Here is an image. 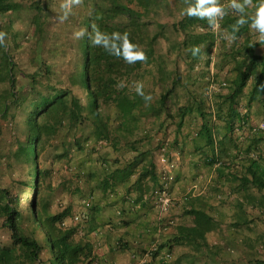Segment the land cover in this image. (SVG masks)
<instances>
[{"label": "trees", "instance_id": "obj_1", "mask_svg": "<svg viewBox=\"0 0 264 264\" xmlns=\"http://www.w3.org/2000/svg\"><path fill=\"white\" fill-rule=\"evenodd\" d=\"M162 2L163 0H97L91 4L90 11L85 9L83 25L76 31L83 29L87 34L80 39L74 38V34L66 30L69 21H60L61 38H59L56 53H59L63 60L71 63L73 73L67 78L57 71L52 79L42 80V75L53 74L55 71L52 64L44 57L46 41L52 39V33L46 31L49 19L47 10L50 9V5L48 2L34 0L28 7L33 12L34 37L37 44L33 60H38L39 64L36 65L35 72L31 74V86L28 91H24V87L19 91L16 89L15 60L7 49L9 42L4 37L0 49L5 58L7 71L10 73L14 90L13 100L24 104L26 114L24 129L16 128L14 121L9 145L6 146L8 149L0 144V150L2 149L0 156L7 159L6 170L9 172L6 173L16 172L18 175V180L12 184L13 188L7 182L0 183V217L10 230L12 241L11 245H0V264H17L16 248L25 253L33 264L95 263L98 256L93 254V243L73 240L72 235L78 228L72 225L67 226L62 222L70 210L50 212L45 202L46 198L39 201L37 197L43 185L41 184L42 170L39 166L42 154L40 145L46 134L57 132L64 127H68L72 132L73 142L79 149H83L85 142L91 137L97 141L110 140L134 133L142 118L150 112V108L146 107L144 99L135 89L124 90L118 85L122 77L134 74L144 62L128 64L122 58L110 54L104 47L92 44L89 35L93 34V26H96L101 33L109 35L114 32L121 34L128 32L129 39L134 44L146 45L145 50L142 49L146 56L155 54V42L162 35V31L159 29L151 33L146 15ZM227 3L220 2L222 5ZM258 3L259 0H253V5ZM25 8L23 0H0V19L9 12L16 13ZM254 9L255 7L246 9L247 15H254ZM226 12L227 14L220 19L217 30L210 28L206 19L189 17L185 14L179 22L175 23V27L181 28L184 34L183 40L179 43V51L185 48L188 51L187 58L190 57L191 61H195L201 58L204 44L213 46L216 43L218 30L227 32L231 36L233 25H236L239 15L230 9H226ZM250 24L251 20L243 26H237L238 30L234 33L236 39L247 34ZM9 27L10 25L6 26V28ZM0 32L6 33L1 23ZM13 35L14 38L17 37L15 33ZM112 43L116 42L109 41L110 45ZM260 44L259 41H250L249 36H246L244 42L236 46L239 54L234 53L233 62H235L234 68L238 70V76L227 95L233 108L238 105V98L250 81L248 105H252L257 99L260 101L264 95V51L262 53L256 51V47ZM196 47L200 51L194 54L193 49ZM177 79L180 80V77H172L171 86L167 88L162 86L160 96L163 103L160 107H166L165 101L170 91L176 87ZM195 101L199 108L203 107V99L196 97ZM182 107H184L183 115L191 111V106L188 104ZM160 115L157 113L154 116L160 118ZM11 117L15 118V115ZM204 118L207 119V116L204 115ZM87 123H90L91 132L81 134L79 128L82 126L86 129ZM2 140L4 139H0ZM262 140L264 136L255 138L254 142L258 143ZM57 155V159H62L67 156V153H62L60 149ZM262 158L261 151L249 154L247 170L236 172L244 185L252 184L259 190L264 188ZM151 167H154V163ZM104 189H106V182ZM189 213L193 217V222L190 225L180 226V238L186 237L210 248L206 235L216 227L214 217L203 208L195 206ZM60 222H62L61 225ZM164 247L170 248L171 244L169 242L160 244L156 252ZM96 264L101 263L97 261Z\"/></svg>", "mask_w": 264, "mask_h": 264}, {"label": "crops", "instance_id": "obj_2", "mask_svg": "<svg viewBox=\"0 0 264 264\" xmlns=\"http://www.w3.org/2000/svg\"><path fill=\"white\" fill-rule=\"evenodd\" d=\"M230 64L224 68L225 74L219 73L217 80L212 77L215 82L208 83L204 78L197 80L199 87H203L196 91H202L204 102L209 96L207 106L193 107L184 115L181 112L182 118L188 117V120L185 118L179 124L181 127L173 132L172 137L167 136L168 152L178 164L174 170L176 178L170 184L176 200L168 214L158 209L152 192L158 182L159 165L158 150L154 156L146 154L154 140L159 139V135L153 137L157 132L153 124L147 128L140 123L132 135L106 140V189L96 186L93 162L89 157L85 162L76 163L75 171L82 172L76 180L55 175L58 170L52 174L50 170L48 175L51 178L44 184L45 202L53 213L72 209L74 215H85V220H72L69 226L84 230L81 240L93 243V254L98 258L92 264L97 261L101 264H138L153 244L167 242L171 244L170 248H161L157 254L147 257L144 264H212L222 257L220 264H240L238 259L244 256L239 249L227 252L224 247L219 251L218 248L228 240L220 235V227L227 223L236 242L247 238L245 234L235 232L241 226L250 225L252 219L247 218L252 207L248 204V185L242 183L236 172L247 170L249 154L253 152L261 151L264 158V140L254 142L255 138L264 136L263 130L257 129L264 114L259 116L260 112H253L258 99L248 105L251 81L233 108L227 95L238 70L234 68L235 62ZM173 92L179 97L182 94L181 100L185 103L191 98L186 87L176 86ZM222 102L227 106L224 107ZM257 103L260 109V105H264V95ZM156 143L154 145H159ZM219 160L222 164L216 166ZM153 163L155 168L151 167ZM194 206L203 208L214 217L216 227L206 235L210 248L179 236L180 226L193 222L189 211ZM62 222L66 225L65 218ZM164 222L167 229L159 231ZM213 232H217L218 238L210 240ZM167 249L171 252L170 258L164 256Z\"/></svg>", "mask_w": 264, "mask_h": 264}, {"label": "rangeland", "instance_id": "obj_3", "mask_svg": "<svg viewBox=\"0 0 264 264\" xmlns=\"http://www.w3.org/2000/svg\"><path fill=\"white\" fill-rule=\"evenodd\" d=\"M33 1L34 0H23L26 6L24 10L16 13L9 12L0 19V23L6 31L5 39L9 42L7 49L12 54L13 60H15L16 89H18V91L22 87H24V91L30 89L32 80L31 74L35 72L37 68L36 65L39 64L38 60H33L37 44L34 37L35 24L33 23V12L28 7ZM41 1L43 3L48 2L50 5V9L47 10L49 19L47 21L46 31L52 33V39L46 41L44 57L47 62L52 64L53 70H55L53 74L46 73L42 75L41 79H52L57 71L59 74L62 73L69 78L73 73V66L68 60H63L59 53H56L58 50V41L59 38H61L59 25L61 20L59 18L64 15V10L61 8V4L64 3V0ZM95 1L97 2V0H82L81 4L71 6V11L67 19H65L69 21L66 30L69 31L70 34H74L77 28H81L84 22L83 14L86 11L85 9L87 8L90 11L91 4ZM220 2L224 4V2L227 3V0H220ZM187 7L188 3H186V0H163L162 4H158L154 10L151 9L149 13H147V22L149 23L151 33L157 32L159 29L162 31V35L155 42V54H148L146 62H144L134 74L130 76L125 75L120 80V84H123V87H121L122 89H136L137 82H140L144 85L143 90L145 94L152 96L151 101L145 102L144 100L146 107L150 108V112H148L147 116L142 118L141 125L143 123L144 126L149 128V126L153 124V127L157 128V132L154 133L153 137L155 138L156 135H159V139L157 141L154 140L151 147L146 151V154L152 153L153 156L155 155V151L159 149L161 143L163 141L167 142L168 134L172 137L173 132L181 127L179 124H181L185 118L188 120V117L182 118V104L184 103L183 106L188 104L191 106L192 110L193 107L195 109L198 108V103L195 101L196 97L204 100L202 91H196L198 89L200 90L202 86L199 87L200 84H197V80L199 78H204V81L209 83L212 77L214 78L213 80H217L220 72L222 75L225 74L226 69L224 68L228 67V63L230 64V62H233L234 53L237 52V54H239L236 46H240V44L244 42V39H246V36H249L250 41H259L257 38L258 34L251 28H249L247 34L234 41L230 40V35L227 32L218 30L216 43L213 46L204 44V52L201 58L191 61V59H189L190 57L187 58L188 51L185 50V48L181 52L178 49L179 43L184 38V34L181 32V28L175 27V23L179 22L185 15ZM253 14H255V9ZM7 25H10V27L6 28ZM14 33L17 36L16 38H14ZM139 46L141 49L146 47L145 44H140ZM51 49L54 50L52 51ZM256 51L262 53L264 51V43L257 46ZM5 65V58L0 49V139H4L0 141V144L6 147L9 145L14 121L16 122V128L24 129L23 124L26 107H24L23 103L13 100L14 90L10 81V73L7 71V66ZM228 72L230 73V71ZM227 74L228 73H226V75ZM177 76L180 77V80L177 79V81H175L176 86L188 88L191 93V98L185 103L184 100H181V98H183L182 94H180L181 97H179L177 93L171 90L165 101L166 107H160L163 103L160 96L162 86L164 85L166 88L171 86V78ZM162 80L167 81L161 82ZM206 100H210L209 96H206ZM208 101L204 102L203 106L206 107ZM257 102L255 103L256 106L253 108V112L255 114L260 112L259 116H262V114H264V105L260 103L259 109V104ZM221 104H223L224 107L227 106L225 102ZM166 108H168L167 111ZM153 111L154 115L157 113L161 114L159 116L160 118L152 115ZM111 114L114 116L112 111ZM11 115H15V118L11 117ZM89 124L90 123H87L86 129L81 126L79 132H81V134H89L91 132V126ZM155 142L159 145H154ZM121 143H123V141H121ZM256 146L259 147L260 144ZM40 149L42 154L40 156L39 166L42 170L41 184L43 185L41 192L37 195L39 201L45 198L46 190L44 184H46V181L49 182L51 178L48 175L50 170H52V174L54 170H58L55 175H60V177L70 176L76 180L82 175V172L78 173L75 171L74 167H77L76 163L81 161L85 162L88 157L93 162L92 172L94 178L96 177L95 184L99 186L100 189H104L106 182V140L97 141L91 137L89 141L85 142L84 148L79 149L73 142L72 132L68 127H64L57 132L46 134L43 143L40 145ZM60 149L62 153H67V156L62 159H57V152ZM1 151L2 149L0 152ZM7 166L6 157L0 156V183L7 182L9 186H12L13 182L18 180V175L16 172H10L11 174L6 173L9 172L6 170ZM247 189L250 196L248 204L252 205L247 212L250 217L247 218L248 220L252 218L250 220L251 223L247 227L241 226L235 231L236 233H240L239 235L245 234L247 238H243L242 241L236 242L235 239L233 240L232 236H234V234L231 233V228L227 226V223H223V226L220 227V235H224V238L228 240L223 243L224 246L218 249L222 251L221 249L226 248L227 252L239 249V252L244 256V258L238 259L240 264H246L247 262V264H264V188L259 190L252 184H249ZM92 194L95 195L93 192ZM73 212L74 211L70 209L65 218V222L68 226L72 224V220L74 221ZM83 232L84 230H76L72 235V239L75 241L81 240L84 236ZM216 238H218V234L217 232H213L210 235V240H215ZM11 244L10 230L4 225L3 218L0 217V245ZM15 252L17 253V264H33L26 254L21 252L18 248L15 249ZM222 259L218 258L217 261H213L212 264H220L223 262Z\"/></svg>", "mask_w": 264, "mask_h": 264}, {"label": "clouds", "instance_id": "obj_4", "mask_svg": "<svg viewBox=\"0 0 264 264\" xmlns=\"http://www.w3.org/2000/svg\"><path fill=\"white\" fill-rule=\"evenodd\" d=\"M82 0H64L61 4V8L64 10V15L59 19L61 21L67 19L72 5H79ZM188 7L185 10V14L189 17H197L200 19H206L209 27L215 30L218 26L219 20L227 14L226 9H230L234 13L239 15L236 21V25H233V34L230 36V40H235V31L238 30L237 26H243L251 20L250 28L258 34V40L264 43V0H259V3L253 5V0H228L226 5L220 4L219 0H186ZM249 7H255V14L248 16L246 9ZM86 30H78L74 33V38L80 39L86 35ZM5 33L0 32V44L3 43ZM227 38V37H226ZM89 40L95 46L104 47L110 54L116 55L122 58L128 64H134L136 62H146V53L129 39V33L123 34L114 32L112 34L101 33L96 26H93V34L89 35ZM109 41H115L116 43L109 44ZM200 51L198 47L193 49V53L196 54ZM123 87V84L118 85ZM144 85L140 82L136 84V92L141 96L145 102L152 100V96L145 94Z\"/></svg>", "mask_w": 264, "mask_h": 264}, {"label": "built area", "instance_id": "obj_5", "mask_svg": "<svg viewBox=\"0 0 264 264\" xmlns=\"http://www.w3.org/2000/svg\"><path fill=\"white\" fill-rule=\"evenodd\" d=\"M220 24V20L218 23V26L215 30L218 29ZM257 129L263 130L264 131V119L259 123ZM158 182L154 186L153 189V197L154 201L158 207V209L163 212L164 214H168L171 209L174 206L176 198L173 196V194L170 191V184L173 182L176 178L174 170L177 167V160L175 158H172V156L168 152V142L163 141L158 149ZM222 161H217L216 166L221 165ZM195 193L196 190L194 189ZM85 215L82 213H78L74 215V221L75 222H81L85 220ZM167 229V224L164 222L161 224L159 227V231L166 230ZM159 245L158 244H153L148 251L145 253V258L142 259L138 264H144L146 262V258L150 257L154 252L158 251ZM165 258H170L171 257V252L167 249L165 250Z\"/></svg>", "mask_w": 264, "mask_h": 264}]
</instances>
